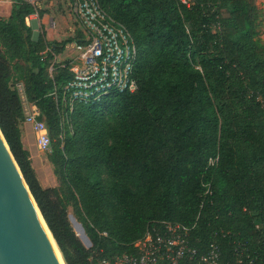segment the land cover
I'll use <instances>...</instances> for the list:
<instances>
[{
  "label": "trees",
  "instance_id": "16d2710c",
  "mask_svg": "<svg viewBox=\"0 0 264 264\" xmlns=\"http://www.w3.org/2000/svg\"><path fill=\"white\" fill-rule=\"evenodd\" d=\"M97 1L134 42L137 90L76 106L72 133L49 95L70 79L68 62L48 72L70 40L33 39L25 18L46 12L25 0H11L0 16V131L64 264L135 255L134 243L162 222L192 227L191 244L200 253L217 245L222 264L235 263L238 245L264 264L256 0ZM19 86L47 127L58 188L39 185L21 143ZM68 207L90 248L71 230Z\"/></svg>",
  "mask_w": 264,
  "mask_h": 264
},
{
  "label": "built area",
  "instance_id": "2783aa9c",
  "mask_svg": "<svg viewBox=\"0 0 264 264\" xmlns=\"http://www.w3.org/2000/svg\"><path fill=\"white\" fill-rule=\"evenodd\" d=\"M68 11L81 28V37L74 40L77 56L66 60L70 79L49 94L65 112V118L78 105L96 104L111 94L137 90L133 74L137 51L125 27L103 11L97 0H68ZM25 23L29 26L28 17ZM55 63L54 57L50 74ZM39 118L40 112L30 104L23 123L31 126L39 152L49 154V134ZM216 161L209 159L208 163L213 165ZM209 192L208 188L206 193ZM191 230L192 227L178 223L152 225L134 243L135 255L101 259L98 264H222L217 245L211 243L200 253L191 244ZM233 251L234 264H262L243 245L235 246Z\"/></svg>",
  "mask_w": 264,
  "mask_h": 264
},
{
  "label": "water",
  "instance_id": "95a60500",
  "mask_svg": "<svg viewBox=\"0 0 264 264\" xmlns=\"http://www.w3.org/2000/svg\"><path fill=\"white\" fill-rule=\"evenodd\" d=\"M51 239L57 248L0 131V264H61Z\"/></svg>",
  "mask_w": 264,
  "mask_h": 264
},
{
  "label": "rangeland",
  "instance_id": "374dc122",
  "mask_svg": "<svg viewBox=\"0 0 264 264\" xmlns=\"http://www.w3.org/2000/svg\"><path fill=\"white\" fill-rule=\"evenodd\" d=\"M3 1H0V16L4 15L5 12H7V8L9 5L8 2H3ZM67 1L68 0H39V4L36 6L38 10L45 11L46 13H51L47 17L52 18L53 19L52 21L54 22V28L52 29V34L54 35L55 38L60 37L54 41L63 42L67 39L70 40V42L65 46L63 52L61 53L59 57V59H62V60L66 58L73 59L77 56V52L74 49V39L78 38V36H80L81 34V28L78 22L76 21V19L72 17V15L70 16L72 21L70 20L68 15L65 16V20L68 23V27H64L65 34L63 35L58 34L60 30V22H61L58 16L65 15V13H67L66 12L67 10L65 9L66 8L65 6L67 5ZM255 5L257 9L259 10V14H260L259 23H258L259 39L262 43H264V0H256ZM48 18L46 19L47 23H48ZM38 30L41 32L40 29ZM19 93H20L24 117H25V114L30 112V104L32 103L28 102L25 99L20 86H19ZM65 124L67 125L68 131L72 133L73 128H72V125L70 124V118L67 117V119H65ZM19 128L24 130V132L26 133L25 136H24V133H22L23 139L26 140V142L24 141L25 142L24 147L28 148L29 151L33 153V157L30 159V161L32 164V169L38 180L39 185L44 189L45 188H58L59 182L53 174V168L49 162V156L47 154H42L36 148L34 134L32 132L31 126L21 122L19 124ZM51 147L52 145H51V139H50V148ZM74 220L78 222L77 218L75 217L73 208L68 207L67 208L68 224L71 230L76 235L77 239L80 241V243L85 248L86 243H85L84 236L79 226L75 224ZM78 223L81 224L84 230L83 224L81 222H78Z\"/></svg>",
  "mask_w": 264,
  "mask_h": 264
},
{
  "label": "crops",
  "instance_id": "0c3cea01",
  "mask_svg": "<svg viewBox=\"0 0 264 264\" xmlns=\"http://www.w3.org/2000/svg\"><path fill=\"white\" fill-rule=\"evenodd\" d=\"M25 1L31 2L30 4H32L34 6H37L39 4V0H25ZM3 2H8L9 3L8 8H7V12H5L4 15H1L3 17H6L9 14L11 0H4ZM49 4H51V3H49ZM65 7H66L65 9L67 10L66 11L67 13H65V15H59L58 16L60 18V20H61V22H60V30H59V33H58L60 35L65 34L64 27H68V23L65 20V16L68 15L70 20L72 21V19L70 17L71 14L69 13V11L67 9L68 1H67V5ZM50 14L51 13H45L41 17H38L37 14H33V15L28 16V25L32 29V32H33V37L32 38L33 39H36L40 33H44V37H45V39L47 41H54V40L60 38V37L55 38L54 35L52 34V29L54 28V22L52 21L53 20L52 18H48L47 17ZM47 18H48V23L46 22ZM38 29H40L41 32ZM80 37H81V34H80V36L78 38H80ZM60 55L55 57L56 63L65 62L67 60V58L63 59V60L59 59ZM22 133H24V136H25L26 133L24 132V130L20 129L21 143L23 145V148L29 153L30 159H31L33 157V153H31V151H29L28 148L24 147V144H25L26 140L23 139ZM31 166H32V164H31Z\"/></svg>",
  "mask_w": 264,
  "mask_h": 264
},
{
  "label": "bare ground",
  "instance_id": "6f19581e",
  "mask_svg": "<svg viewBox=\"0 0 264 264\" xmlns=\"http://www.w3.org/2000/svg\"><path fill=\"white\" fill-rule=\"evenodd\" d=\"M51 242L53 243V246H54V248H55V251H56V253H57V256L59 257V260H60L61 264H64V262H63V260L61 259V256H60V254H59V252H58V250H57V248H56V246H55V244H54V242H53L52 239H51Z\"/></svg>",
  "mask_w": 264,
  "mask_h": 264
}]
</instances>
